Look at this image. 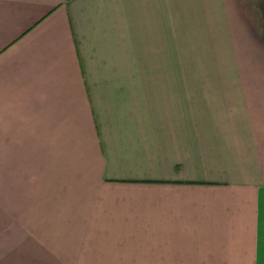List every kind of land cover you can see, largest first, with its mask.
Returning <instances> with one entry per match:
<instances>
[{"label": "crops", "instance_id": "0c3cea01", "mask_svg": "<svg viewBox=\"0 0 264 264\" xmlns=\"http://www.w3.org/2000/svg\"><path fill=\"white\" fill-rule=\"evenodd\" d=\"M262 22L253 0H0L4 202L27 197L49 148L52 202L90 210L67 244L264 264ZM76 163L81 183L60 184ZM22 242L3 234L1 259Z\"/></svg>", "mask_w": 264, "mask_h": 264}, {"label": "rangeland", "instance_id": "374dc122", "mask_svg": "<svg viewBox=\"0 0 264 264\" xmlns=\"http://www.w3.org/2000/svg\"><path fill=\"white\" fill-rule=\"evenodd\" d=\"M253 4L256 14L262 16V30L264 28V0H253ZM187 58L193 60V56H189V54ZM155 75L160 74L155 73ZM172 75H178V72L173 70ZM49 150L51 151L49 148L43 149V162L37 164L40 168L42 167L41 175L37 174L36 177V165L28 164L29 167L33 168L34 173L33 175L28 174L32 179L27 180V197L22 196L20 197L21 199H18L16 196H11V200L4 202V198L0 193V264H22V261L16 258L19 252V245L23 247V253L27 257H30L31 254L35 255V258H29L30 261H27L26 264H97L100 263V261H97L98 258L104 259L105 264H129L131 258L143 256L145 253L142 250L137 253L117 250L110 251L106 249L105 245H90L91 249L97 247L103 248V252H84V245L66 243L68 228L71 229V235H73L74 229L79 226L78 232L81 234L82 226L89 222L88 212L90 210L87 211L84 208L82 211H76V209L79 210L78 205L62 210L59 209L57 204L52 202L54 196L49 195V189L47 188L48 180L46 179V175L48 174L46 173L47 169H50L46 158ZM27 154L29 158L40 159L38 149L27 147ZM84 155L83 149L76 148V157H80V161L85 157ZM54 156L57 165L62 157L63 161L70 165L74 162L71 153L67 152V149L63 151L62 148H59L57 154ZM57 161L59 162L57 163ZM56 170H58V166H54V174ZM78 170H80L78 163H76V168H71L70 166L67 173V169L63 170V176L65 178L68 177L69 181H60V184L74 187L81 183L82 180L79 178L80 174ZM1 186L2 181L0 180V191ZM54 189L57 192L59 188L54 187ZM71 190H67V192ZM81 199L82 197L79 196L77 202ZM6 233H10L15 241L18 236H21L23 242L22 244L15 243V246L11 247V252L5 253L6 259L3 260L1 259L3 256V234ZM116 246L111 245L110 247ZM122 257H124V260L120 261Z\"/></svg>", "mask_w": 264, "mask_h": 264}, {"label": "trees", "instance_id": "16d2710c", "mask_svg": "<svg viewBox=\"0 0 264 264\" xmlns=\"http://www.w3.org/2000/svg\"><path fill=\"white\" fill-rule=\"evenodd\" d=\"M262 37L264 39V28H262Z\"/></svg>", "mask_w": 264, "mask_h": 264}]
</instances>
